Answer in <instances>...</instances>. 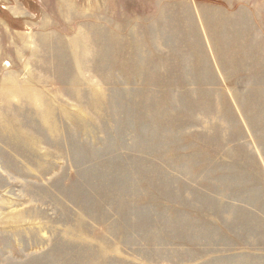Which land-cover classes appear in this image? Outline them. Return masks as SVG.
I'll use <instances>...</instances> for the list:
<instances>
[{
  "label": "rangeland",
  "instance_id": "obj_1",
  "mask_svg": "<svg viewBox=\"0 0 264 264\" xmlns=\"http://www.w3.org/2000/svg\"><path fill=\"white\" fill-rule=\"evenodd\" d=\"M0 264H264V0H0Z\"/></svg>",
  "mask_w": 264,
  "mask_h": 264
}]
</instances>
